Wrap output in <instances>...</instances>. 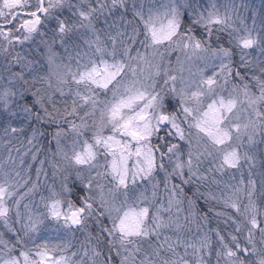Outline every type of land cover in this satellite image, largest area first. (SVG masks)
<instances>
[{"label":"snow or ice","instance_id":"snow-or-ice-1","mask_svg":"<svg viewBox=\"0 0 264 264\" xmlns=\"http://www.w3.org/2000/svg\"><path fill=\"white\" fill-rule=\"evenodd\" d=\"M128 5L129 0H0V136L15 139L24 132V127L12 125L15 117L23 116L32 128L29 144L42 135L34 124L57 125L55 155L64 164L54 167L67 173L59 191L49 186V196H41L46 211L29 212L25 219L19 207L37 190L40 170L37 181L20 193V180L15 177L21 173L11 168L5 171L0 164V226L14 236L6 240L0 232V264H112V253L119 257V264H212L209 233L185 235L193 223L202 231L197 221L207 216L197 215L189 200L182 223V201L177 199L182 189L171 181L179 177L183 184H204L208 174L223 176L232 170L240 172L239 181L232 176L234 183H225L218 194L211 190L204 194L209 203L232 210L216 215L234 225L233 231L226 236L218 229L210 230L220 245L215 249L216 264H264V207L256 198L252 173L256 157L250 154L257 136L264 141V59L253 60L249 52L259 48L264 56V19L257 29L255 12L252 27L237 13L239 26L234 27L232 17L221 15L212 0L206 9L190 0H151L147 12L144 0L139 7L132 0V18L127 19ZM65 9L78 22L62 19ZM118 9L124 11L117 17ZM185 12L209 39L214 30L227 31L230 47L212 48L193 34L192 27L185 29ZM101 16L105 27L97 28L95 21ZM53 21L55 26L49 28ZM80 29L84 30L82 43L69 49L65 37ZM49 31L51 44L44 39ZM37 36L41 37L37 49L46 45L50 50L58 38L68 54V63L57 66L55 72V54L49 55L47 76L32 75L36 61L24 50L25 44L36 43ZM237 50L239 59L234 61ZM175 51L189 60H204L209 67H216L214 61L219 60V67L209 76L199 70L198 80L191 71L188 77L182 72L178 76L171 62H164L165 53ZM15 66L19 71H13ZM37 83H47V89L31 92L29 102L26 94ZM56 93L63 98L62 111L54 102ZM61 137L70 143L63 144ZM206 161L210 166L202 171ZM158 171L164 172L166 198L159 194L160 182H152ZM72 172L89 193L75 200L71 198L75 183H67ZM138 182L151 185V196L147 189L140 190ZM211 183L219 186L221 181L213 178ZM94 184L97 196L90 194ZM259 185V198L264 200V172ZM94 214L99 227L96 245H91L90 236L91 254L81 244L79 260L75 259L78 251H71V240L49 245L32 239L45 220L55 222L57 231L63 229L69 236L85 229ZM105 217L108 224L102 225ZM167 231L174 232L175 239L165 235ZM104 239L107 256L99 248Z\"/></svg>","mask_w":264,"mask_h":264},{"label":"rangeland","instance_id":"rangeland-1","mask_svg":"<svg viewBox=\"0 0 264 264\" xmlns=\"http://www.w3.org/2000/svg\"><path fill=\"white\" fill-rule=\"evenodd\" d=\"M75 2V0H74ZM193 4H198L201 9H206L209 7V0H190ZM216 4L217 9L219 10L221 15H230L234 21V27L239 26V20H237V13L245 20V23L248 27H252V13L255 12L256 14V27L257 29L260 28L261 20L264 19V0H212ZM137 7L140 5V0H136ZM151 6V0H144V9L147 12L148 7ZM124 11L123 9H118L114 12L115 16H119L121 12ZM62 19L67 18L70 23L73 21H77L76 17H73L70 12L65 9L63 12ZM126 18H132V0H129L128 11L126 13ZM111 19V17L109 18ZM184 22V28L192 27L193 34L200 39L205 40L207 43L211 44L212 48H218L221 45L224 47H230L228 40V32H216L213 31V35L211 39H209L206 35V31L200 25H193L191 20L188 17L187 12H185L184 16L182 17ZM78 22V21H77ZM97 28H103L104 25V17H99L98 20L95 21ZM55 26V21L49 25V28ZM84 32L83 29L79 31H74L70 33L66 40V46L71 49L73 45L82 43L81 35ZM255 34V33H254ZM219 37V39H217ZM52 34L49 31L48 35L44 37V39L48 40L49 44L52 41ZM143 38L142 36L140 37ZM41 40L40 36L35 38L36 43H27L24 45V50L28 51L29 58L34 59L36 61V70L32 72V75L36 76H47L49 74V66H48V57L49 55L55 54V62L52 66V72H55L57 66L67 64V53L64 50V46H61L59 43V39L57 38L56 44L52 45L51 49L49 50L46 45H40L39 49L36 48V44H39ZM261 48H264V44L261 45ZM20 51L19 48L16 49ZM143 51V49H141ZM250 57L255 60L257 58L264 59V56H260V49L254 48L249 50ZM177 57H179V62H177ZM234 61L239 59V53L237 50V54L234 56ZM3 58H0L2 61ZM171 62V68L174 70L176 75H180L181 72L185 77H188L189 72L191 71L195 74V79H200L199 70L203 69L205 76H209L212 74L213 71H216L219 67V60L214 61L216 67H209L206 66V62L204 60L197 59L193 57L191 60L187 59L185 54L180 51H175L172 54L165 53L164 55V62L167 64ZM211 63V61H209ZM75 67V65H72ZM13 71H19V67H13ZM26 79L31 81V76H26ZM52 84H56V77L55 75L52 76L51 80ZM159 83L163 84V78H160ZM231 84L228 86L231 88ZM37 88L47 89V83H37L34 87H31L30 91L26 94L27 100L30 102L32 100L31 92L35 91ZM51 91V90H49ZM43 94V93H41ZM57 103V107L63 110V98L59 96V93L55 94V101ZM71 98H68V103L70 105ZM51 110V108H50ZM10 111H16L15 108L10 109ZM3 117H0L2 120ZM12 125L19 128L24 127V132L17 134L16 138L4 137L0 136V164H3L4 170L7 171L9 168L13 170V173L20 172V177H15L16 179L20 180L21 188L19 189L20 193L27 191V188L32 186V182L37 181V170L39 169V184L37 190L25 197L20 204L19 211L21 214L24 215L25 219H27V214L29 212L35 214L37 211L44 212L46 211L44 208L43 203L41 202V196L48 197L49 196V186H51L56 191L60 190V185L62 181H64L65 175L67 173L62 170V168L54 167V165H63L64 162L62 159L55 155L56 153V140L54 139V134L57 131V125L55 124H48V123H41V124H34L35 127L39 129V132L42 135H39L38 138L33 141L32 144L28 143V138L32 135V128L28 127L27 124L24 122L23 116L13 118ZM2 126V125H0ZM65 131H67V125H64ZM49 133V134H48ZM5 141H10L6 143ZM61 142L63 144H68L70 141L61 137ZM19 149V152H17ZM11 150V157L9 158ZM247 148L242 149V151H247ZM33 154H35L36 158L33 159ZM250 154H254L256 157L255 166L252 168L253 179L256 180L258 177L259 172V157L262 154L264 157V141L261 140L259 136H257V144L256 146L251 149ZM21 156L23 158V164H21ZM261 159V157H260ZM101 163L103 161L101 160ZM206 166H210L209 163L205 162ZM244 173V180L247 181L248 179V168L245 166L242 169ZM55 173V175H54ZM235 176V180L239 181L241 179L240 172H236L232 170L231 172L226 174V179H224L225 183H234L231 177ZM75 179V173L72 172L69 178ZM255 177V178H254ZM67 180V183H68ZM76 180V179H75ZM25 181H27V187H24ZM260 178L257 183V187L260 189L259 185ZM155 183V181H152ZM140 190L147 189V195L151 196L152 187L147 182H138ZM83 186V185H82ZM86 191V190H85ZM107 191V189H105ZM89 193L86 191V195ZM93 196L98 195V191L95 188V184L93 186V191L90 193ZM163 196V194H160ZM246 197V196H244ZM122 199V196H121ZM247 203V199L244 201ZM14 204V201H13ZM28 204L30 207L28 209L24 208V205ZM37 206H39L37 208ZM16 209L13 208L11 213V218L14 221L16 219ZM55 222L51 220H45L42 225L39 226V230L35 233H32V239L35 240L36 244H44L45 242L49 243V245H56L61 244L66 240H71L72 242V249L71 251H78V255L75 257L76 260L80 259V256L83 255V248L81 244L85 247H89V253L91 254V246L89 245V237L91 236V245H96V239L99 232V227L96 224L95 214L93 218H90L87 221V225L85 229H77L74 230L73 234L66 236L63 229L57 231V228L54 226ZM102 225L108 224L107 218H103L101 220ZM16 228H20V224L15 225ZM95 229V231H94ZM0 232H3L5 235L8 233L7 228L0 226ZM166 235V234H165ZM203 235V234H202ZM6 239V237L4 236ZM105 246L106 254L108 255V245L107 240L104 239L101 241L100 245ZM99 245V248H100ZM31 247V243L29 244ZM147 248V244H145ZM71 251L68 252V255H71ZM114 256L115 253H113ZM117 257V256H116ZM119 259V257H117ZM254 259V258H253Z\"/></svg>","mask_w":264,"mask_h":264},{"label":"trees","instance_id":"trees-1","mask_svg":"<svg viewBox=\"0 0 264 264\" xmlns=\"http://www.w3.org/2000/svg\"><path fill=\"white\" fill-rule=\"evenodd\" d=\"M64 127V125H63ZM49 134V133H48ZM261 157V159H260ZM259 157V172H258V177L260 178V174L262 172H264V157L261 154ZM165 163L167 164V161H165ZM208 168V166H206V164L204 163V166L202 168V171L206 170ZM168 171H171V166H168ZM227 174V173H226ZM226 174L223 176L220 175H215V177H213L211 174L209 175L208 180L204 183V184H197L195 182L193 183H189V184H183L181 182V180L179 179V177H175L172 179L171 183L173 184H177L180 185V189H182V192H179L177 195V199L181 200L182 203L179 205V207H181L182 211L180 212V219L181 222L183 223V218L184 216L188 215V201L191 200L193 202V206L194 209L197 212V215L199 216H207L206 220H198L197 223H199L201 225V229L202 231L198 230L196 227V224H190L188 225V227H191L192 231L191 232H185V235L187 236H195L197 234V232L199 231V234L202 235L204 233H209L210 238L212 240L213 243V251L211 256L209 257L212 261V264H216V257H215V249L219 248V244L216 241V236L214 232H211V229H218L221 231L222 234L227 236V233L230 231H233L234 229V225H232L231 223H226L225 219L223 217H218L216 215V212H224V211H228L229 213H231L232 210H226L223 208L222 204H217L216 202H211L209 203L206 199L204 194L207 193L209 190H211L213 193L218 194L220 192L221 189H223L224 187V179H226ZM187 178V177H185ZM215 178L217 180H220L221 183L219 186H217L216 184H212L211 181L212 179ZM255 178V177H254ZM259 178H257V183ZM153 180L155 181V183L157 181L160 182L159 184V194H163V196L166 198V193H164L163 189H164V185H163V180H164V172H160L158 171L154 177ZM73 183H75V188L72 192V199H76L78 196H82V195H86V191L84 189V187L82 186V184H80L78 181H76L73 178H69L68 180V184L69 185H73ZM257 201L258 203L261 205V207H264V200L259 198V188L257 187ZM244 201L247 199V197H243ZM173 216L176 215V211L175 208L173 209ZM95 231V229H94ZM166 235H172L173 239H175V234L172 231H167L165 232ZM6 237V240L8 239H14V236H12V234L8 235V233L6 235H4ZM257 238H258V234H257ZM241 241H243V236L240 237ZM100 249L103 251L104 256H107L106 254V250H105V246L100 245ZM181 252H183V248L180 249ZM191 251V250H189ZM112 264H119V259L113 255L112 253Z\"/></svg>","mask_w":264,"mask_h":264}]
</instances>
